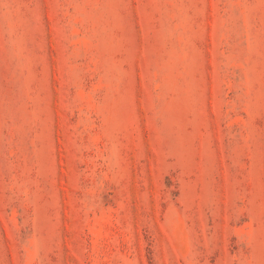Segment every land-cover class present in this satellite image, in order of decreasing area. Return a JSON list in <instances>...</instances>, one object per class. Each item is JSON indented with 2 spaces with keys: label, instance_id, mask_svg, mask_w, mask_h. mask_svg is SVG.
I'll list each match as a JSON object with an SVG mask.
<instances>
[{
  "label": "rangeland",
  "instance_id": "rangeland-1",
  "mask_svg": "<svg viewBox=\"0 0 264 264\" xmlns=\"http://www.w3.org/2000/svg\"><path fill=\"white\" fill-rule=\"evenodd\" d=\"M0 264H264V0H0Z\"/></svg>",
  "mask_w": 264,
  "mask_h": 264
}]
</instances>
